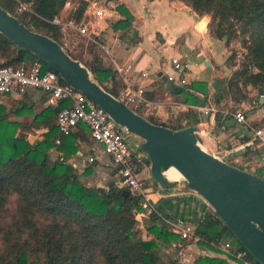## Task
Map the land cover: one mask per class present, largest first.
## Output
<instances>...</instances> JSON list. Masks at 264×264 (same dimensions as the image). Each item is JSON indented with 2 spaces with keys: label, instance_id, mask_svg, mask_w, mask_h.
<instances>
[{
  "label": "trees",
  "instance_id": "obj_1",
  "mask_svg": "<svg viewBox=\"0 0 264 264\" xmlns=\"http://www.w3.org/2000/svg\"><path fill=\"white\" fill-rule=\"evenodd\" d=\"M67 1L73 7L63 20L79 22L87 4L85 0H0V7L28 29L56 41L71 58L82 62L79 56L69 52V47L76 46L72 40L86 42L85 39L72 29L62 31L59 25L51 23ZM180 1L195 14L210 16L208 32L222 39L224 47L238 36L245 50L238 68L225 80V89L216 105L239 85L251 86L264 96V0ZM18 3L26 4L29 11L17 14ZM115 9L125 19L116 21L112 28H123L128 24L129 14L122 5ZM79 47L76 53L85 50L91 55L90 65H83L94 80L117 98L124 84L116 72L101 61L94 45ZM34 60L41 63L42 70L48 69L43 61L17 49L0 34V66H28ZM59 81L62 82L60 78ZM189 87L205 91V82L193 81ZM182 95L186 104L197 103L189 95ZM42 97L45 100L44 94ZM66 104L61 101L56 106L47 105L37 113L23 97L10 107L0 104V264H181L175 257L163 260L158 254L160 245L170 246L188 237L196 238L197 244L208 248L219 244L227 228L215 215L200 221L192 236L181 238L158 221L154 212H145L149 224L144 227L143 237L136 219L138 213L144 212L139 205L141 195L120 187L117 181L105 187L88 186L79 180L76 169L68 162L77 150L79 134H89L86 125L78 123L77 132L60 135L54 122L46 123L47 131L41 139L30 143L25 135L31 124L9 117L31 116L34 122L52 120ZM133 111L141 114L140 106ZM181 116L188 119L184 124L179 119L172 123L158 122L150 116L145 119L180 129L194 124L197 112L188 110ZM214 120L218 123L223 120L219 111L215 112ZM145 166H148L146 156L132 157L133 172L140 173ZM91 170L89 164L82 175H89ZM257 176L262 178L261 174ZM30 255L34 258L30 259ZM193 264L228 263L221 258L199 256Z\"/></svg>",
  "mask_w": 264,
  "mask_h": 264
},
{
  "label": "crops",
  "instance_id": "obj_2",
  "mask_svg": "<svg viewBox=\"0 0 264 264\" xmlns=\"http://www.w3.org/2000/svg\"><path fill=\"white\" fill-rule=\"evenodd\" d=\"M85 1L87 6L90 0ZM120 5L129 14L128 24L123 28H112L116 21L125 19L116 9L103 18L94 20L93 25L97 28L99 40L108 45V55L94 46L101 61L111 66L124 86L128 84L133 88H142L144 101L139 105L140 115L144 118L150 116L158 122H174L178 118L184 124L188 119L181 115L188 110L197 112L194 124L198 127L204 150L256 176L261 174L263 179L264 146L259 145L254 139L253 130L264 125V102L263 104L259 102V95L251 86L245 87L249 99L247 102L238 103L234 100L227 102L224 98L216 105L213 101L214 92L210 87L209 77H225L229 68L225 63L223 40L214 38L208 32L209 17L195 14L180 0H125ZM72 7L73 3L67 1L61 13L66 16ZM182 45H185L194 57L200 55L209 61L211 67L209 76L204 73L201 63H187V58L181 55ZM86 54L89 59L91 55ZM173 57L187 64L184 84L162 79L166 75L177 77L170 65V59ZM193 81L205 82V91L189 87V83ZM183 93L195 99L197 103L186 104L183 101ZM22 97L25 102L32 104L34 113L47 106L42 93L34 89H27L22 95H7L3 98V104L10 107ZM209 106L214 107L221 115V111L224 110L229 114L222 116L223 120L218 123L199 111V108ZM231 106L235 112L243 113L245 123L240 124L234 120L233 111L228 109ZM249 107L251 109H248ZM9 117L31 124L25 135L30 143L41 139L42 134L47 131L46 123L54 122V118L34 122L31 121V116ZM73 132H77L76 128ZM135 138L128 135V143L138 145L139 141ZM76 145L77 150L68 162L76 169L80 181L88 186L98 187H105L109 182L117 181L116 170L109 157L88 133L79 134ZM89 157L92 158L91 162H88ZM89 164L91 173L82 175V171ZM138 175L144 181V198L151 204L152 212L158 217V221L163 222L173 233L176 232L171 223L180 221L181 227L189 228V236H192L196 225L206 215L213 214L209 205L195 192L187 189L180 179L172 186H161L150 180L148 166L143 167ZM145 212L136 215L143 237L144 227L149 224ZM224 241L233 244L236 242L232 234L225 230L219 244L211 245L213 248L199 245L195 238L190 240L188 237L185 241L172 243L170 246L160 245V249L164 252L169 251L181 264H193L194 259L199 256L221 258L228 264H236L222 252L220 245Z\"/></svg>",
  "mask_w": 264,
  "mask_h": 264
},
{
  "label": "water",
  "instance_id": "obj_3",
  "mask_svg": "<svg viewBox=\"0 0 264 264\" xmlns=\"http://www.w3.org/2000/svg\"><path fill=\"white\" fill-rule=\"evenodd\" d=\"M0 34L17 49L33 54L62 82L80 92L126 134L138 139V149L145 153L151 181L172 186L163 172L175 169L185 187L199 195L249 255L264 264V179L212 155L200 147L196 124L171 129L147 121L124 102L102 89L90 71L50 37L28 29L16 16L0 7ZM181 55L187 63H201L211 74L208 60L193 56L185 46ZM166 79V77H162ZM225 77H209L216 103L225 89ZM263 100L259 96V102ZM127 194V191H123ZM136 194L135 191L132 192Z\"/></svg>",
  "mask_w": 264,
  "mask_h": 264
},
{
  "label": "built area",
  "instance_id": "obj_4",
  "mask_svg": "<svg viewBox=\"0 0 264 264\" xmlns=\"http://www.w3.org/2000/svg\"><path fill=\"white\" fill-rule=\"evenodd\" d=\"M124 2L125 0H90L83 13V18L79 22H75L72 19L65 21L63 19L66 16L60 13L59 16L51 20V23L59 25L62 31L67 28L72 29L82 36L86 43L96 45L104 54L108 55V45L99 40V33L93 22L113 12L117 5ZM28 11L26 4L18 3L17 14ZM170 65L177 77L166 75V80L184 84L187 64L173 57L170 59ZM27 89H34L44 94L47 105L56 106L59 102L66 101L67 104L57 110L54 117V124L58 133L60 135L68 134L75 129L78 123L86 125L91 139L102 147V151L109 157L111 164L115 167L118 185L130 192L135 191L141 195L140 207L146 212H152L151 204L144 198V181L139 177V173L133 172L131 168L132 157L142 158L145 155L143 156L142 153L137 151L138 147L136 144H133L136 150L132 148V143H128L127 140L128 134L118 127L100 107L94 105L89 99L69 85L60 82L56 73L49 69L42 70L39 61L34 60L28 66L20 65L16 68L0 66V104L3 103V98L7 95H22ZM117 98L132 110L137 109L144 101L142 88H133L128 84L119 91ZM199 111L213 120L216 109L209 106L201 107ZM221 112L222 116L229 114L227 110ZM232 116L237 123H245L242 112H233ZM253 137L259 145L264 146V125L253 130ZM55 142L58 143V139ZM250 144L248 143V145ZM215 156L218 157V155ZM91 161L92 158L89 157L88 162ZM211 215L214 216L215 213L213 212ZM171 226L181 238H187L190 234L189 228L183 229L180 221L171 223ZM240 246L242 245L237 241L234 244L224 241L221 243L220 248L236 264H260L248 255L249 253L245 248L242 249Z\"/></svg>",
  "mask_w": 264,
  "mask_h": 264
},
{
  "label": "rangeland",
  "instance_id": "obj_5",
  "mask_svg": "<svg viewBox=\"0 0 264 264\" xmlns=\"http://www.w3.org/2000/svg\"><path fill=\"white\" fill-rule=\"evenodd\" d=\"M185 4V3H184ZM186 5V4H185ZM187 7H189L188 5H186ZM190 9V7H189ZM190 11H192L190 9ZM207 15V14H205ZM209 17V20L207 22V24L209 25L210 23V16L207 15ZM209 30V29H208ZM239 37L235 36V38H231L228 41V44L225 45V55H226V60L225 63L227 64V67L229 68V72H227L225 79H227L228 77H230L232 71L236 68H238L240 61L242 60L245 50L241 47L239 41H238ZM72 44H76L75 48L72 49V45H70L69 47V52H71L72 55L75 56H79V59L83 62H81L82 64H85L86 66L90 65V63L88 62V55L86 54L87 52L85 50H83L82 54L81 53H76L75 51L80 48L79 46L82 45L84 48L87 46L86 42H83L82 40H72ZM68 50V49H67ZM87 50V49H86ZM233 57V58H232ZM246 87V86H245ZM245 87H242L239 85L238 89H232L231 92L226 95L225 97V101H230V100H234L235 102H241V101H248V97H247V90H245ZM256 94H258L259 96L261 94H259V92L257 91V89H255ZM258 96V97H259ZM263 100L261 101V104H263L264 102V96L262 95ZM226 103V102H225ZM225 106V104H224ZM228 107V105L226 106ZM230 111L232 110L233 112H235V109L233 108V106H231L230 108H228ZM248 109H251L250 107ZM178 119V118H177ZM171 122V121H169ZM172 123V122H171ZM137 139V138H135ZM201 147L204 149V145L202 143H200ZM132 148L134 149L135 146H133L132 144ZM136 150V148L134 149ZM137 151H139L140 153L143 154V156L145 155V153L142 150L137 149ZM180 179V178H179ZM181 180V179H180ZM158 254L163 258V260H166L167 258H174L169 251L164 252L163 249H159L158 250ZM30 259L34 258L33 256H29ZM176 258V257H175Z\"/></svg>",
  "mask_w": 264,
  "mask_h": 264
},
{
  "label": "bare ground",
  "instance_id": "obj_6",
  "mask_svg": "<svg viewBox=\"0 0 264 264\" xmlns=\"http://www.w3.org/2000/svg\"><path fill=\"white\" fill-rule=\"evenodd\" d=\"M200 147H201V145H200ZM163 174L170 181L177 180V179H179L181 177L180 174L173 168H168L167 170H165L163 172Z\"/></svg>",
  "mask_w": 264,
  "mask_h": 264
}]
</instances>
